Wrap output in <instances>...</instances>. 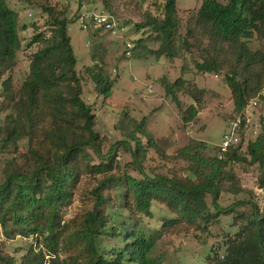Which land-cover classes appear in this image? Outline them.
Listing matches in <instances>:
<instances>
[{
  "label": "trees",
  "instance_id": "1",
  "mask_svg": "<svg viewBox=\"0 0 264 264\" xmlns=\"http://www.w3.org/2000/svg\"><path fill=\"white\" fill-rule=\"evenodd\" d=\"M17 1L42 8L52 24L34 37L40 49L16 86L13 72L22 49L19 16L0 0V149H25L19 159H10L0 181V228L8 241L35 242L13 254L0 247V264H171L159 243L187 230L206 248L198 264H264V207L239 203L251 205L245 211L220 204L225 193L243 191L236 167L247 162L259 170L264 199V117L255 120L258 129L242 131L240 142L226 152L190 139L173 158L184 162L185 173L140 169L139 177L121 175L117 153L103 154L97 116L83 98L70 22L56 7L41 5L43 0ZM105 8L112 13L109 0ZM157 11L146 13L137 29L160 37L159 55L174 59L182 52L193 54L199 73L224 74L235 116L264 89V0H204L188 19L185 35L178 0H165ZM144 40L134 41L132 55L144 48ZM256 41L261 48L252 49ZM87 72L99 93L110 97L114 82L104 70L95 65ZM161 82L183 124L193 121L206 91L183 77ZM181 95L195 104L184 109ZM121 121L126 126L117 127L132 158L145 161L151 150L165 156L146 118ZM95 162L106 173L91 192L94 206L77 224H64L63 210ZM156 208L164 212L163 219L147 221L154 219ZM214 231L220 238L216 246L208 241Z\"/></svg>",
  "mask_w": 264,
  "mask_h": 264
},
{
  "label": "rangeland",
  "instance_id": "2",
  "mask_svg": "<svg viewBox=\"0 0 264 264\" xmlns=\"http://www.w3.org/2000/svg\"><path fill=\"white\" fill-rule=\"evenodd\" d=\"M164 1L109 0L112 13L129 29L127 36L120 39L105 34L100 29L83 30L78 21L79 16L85 11H107L105 0H43L41 2V5L56 7L70 22L69 36L77 58L76 71L83 83V98L92 106L97 116L96 131L105 139L103 154L110 151L117 153L121 175L139 177L140 169L148 172L156 170L170 175L185 173L184 162L173 159L176 150L186 145L190 139L203 141L218 149L230 121L235 116L231 90L224 82V74L199 73L195 68L196 56L193 54L182 52L174 59L159 55L162 45L160 37L147 29H137V25L143 23L144 15L151 11L158 13V6L163 5ZM203 1L178 0L183 35L186 34L188 19L198 12ZM217 1L228 2V0ZM6 3L18 14L21 28L22 49L18 53L17 66L13 72L14 83L19 86L29 73L32 55L40 49L39 44L33 43L34 37L48 32L52 20L40 7H31L17 0H6ZM140 38L145 39L144 48L139 49L131 58L124 56L126 44L128 42L134 44V41ZM251 46L252 49L261 48V44L257 41L252 42ZM95 65L101 67L105 75L114 82L111 96L108 98L99 93L95 82L87 72L88 68H93ZM180 77L206 91L200 113L186 125L183 124L178 109L166 98L161 82L166 79L173 83ZM180 99L184 109L195 104L189 97L181 95ZM124 117L127 121L132 119L138 122L146 118L147 128L161 146L165 156L151 150L145 161L132 158L125 151L128 147L127 142L117 127L126 126L127 122L121 121ZM262 117H264V101L260 102L254 112L256 121ZM24 151L22 147L17 151L13 148L0 149V181L10 159H19V153ZM95 161L97 162V158ZM96 162L92 164L91 174L85 176L80 183L73 202L64 208L62 213L64 224L69 222L70 226L77 224L83 215L93 208L95 202L91 192L97 186V181L106 173L104 168L97 167ZM236 172L240 177L243 191L238 195L225 193L220 204L224 207L238 205L239 209L251 211L250 204L239 205V203L252 202L263 208L262 189L258 186V168L247 162L238 165ZM154 215V219L147 221L159 223V220L163 219L164 212L156 208ZM218 235L214 231L208 240L209 245L218 244L220 239ZM32 243H35L32 239L21 238L8 241L0 228V247L8 248L7 252L10 254L16 249H25ZM159 251L171 264H198L206 254V248L189 230L163 238L159 243ZM67 256L65 253L62 258L66 259Z\"/></svg>",
  "mask_w": 264,
  "mask_h": 264
},
{
  "label": "built area",
  "instance_id": "3",
  "mask_svg": "<svg viewBox=\"0 0 264 264\" xmlns=\"http://www.w3.org/2000/svg\"><path fill=\"white\" fill-rule=\"evenodd\" d=\"M78 21L83 30H102L105 34H108L114 38H125L129 33L127 26L121 23V20L108 11H85L83 12ZM134 49V44L128 42L126 44V57H132V50ZM264 96V89L260 94L252 99L244 108V110L236 115L229 124V128L224 135L223 142L219 147L221 152H226L230 147L238 144L240 142V133L242 131H249L252 129H258L259 125L255 122L254 112L260 104V98Z\"/></svg>",
  "mask_w": 264,
  "mask_h": 264
}]
</instances>
